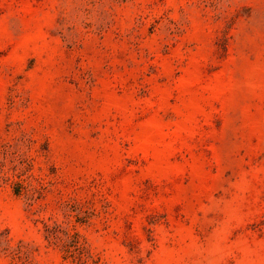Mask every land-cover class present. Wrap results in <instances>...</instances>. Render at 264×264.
<instances>
[{
    "label": "rangeland",
    "instance_id": "obj_1",
    "mask_svg": "<svg viewBox=\"0 0 264 264\" xmlns=\"http://www.w3.org/2000/svg\"><path fill=\"white\" fill-rule=\"evenodd\" d=\"M0 264H264V0H0Z\"/></svg>",
    "mask_w": 264,
    "mask_h": 264
}]
</instances>
